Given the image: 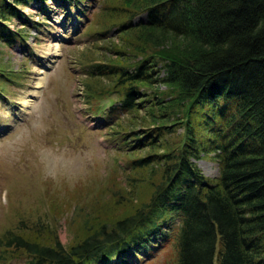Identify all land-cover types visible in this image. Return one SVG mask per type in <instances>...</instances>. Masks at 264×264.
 Returning <instances> with one entry per match:
<instances>
[{
    "label": "trees",
    "instance_id": "trees-1",
    "mask_svg": "<svg viewBox=\"0 0 264 264\" xmlns=\"http://www.w3.org/2000/svg\"><path fill=\"white\" fill-rule=\"evenodd\" d=\"M52 2L68 19L78 21L84 10L81 0ZM120 2L103 4L115 19L96 34L102 39L112 31L113 39L132 47L114 48L117 59L90 63L86 73L112 82L114 97L97 114L111 122V146L130 154L129 172L147 174L133 190L151 182V191L139 203L118 195L106 211L117 213L121 205L112 222L101 217L93 224L86 216L84 236L68 246L7 230L0 236V260L13 251L25 264H138L174 234L175 264H264V0ZM32 3L46 20L51 7L45 0H0L2 44L25 46L27 34L5 21L37 29L39 23L19 9ZM69 8L73 17L66 15ZM140 13L144 19L133 21ZM9 78L1 67L0 81ZM85 89L100 98L106 93L95 84ZM139 111L148 126L115 131L114 121ZM179 126L175 141L164 138ZM202 153L216 162L213 180L194 162ZM34 226L55 230L41 217Z\"/></svg>",
    "mask_w": 264,
    "mask_h": 264
},
{
    "label": "rangeland",
    "instance_id": "rangeland-1",
    "mask_svg": "<svg viewBox=\"0 0 264 264\" xmlns=\"http://www.w3.org/2000/svg\"><path fill=\"white\" fill-rule=\"evenodd\" d=\"M45 2L51 7L46 20L34 3L19 6L30 20L39 23L37 29L22 28L13 19L5 21L11 30L27 34L25 46L0 42V66L13 77L0 81V236L11 230L45 242L56 238L68 246L84 236L86 216L93 224L101 217L102 222H112L121 205L117 213L106 211L118 195L124 200L132 196L133 203H139L151 191V182L140 183L133 190L132 183L147 174L141 170L129 172L125 165L130 154L111 146L115 143L114 137L107 136L111 122L97 114V109L103 111L114 97L108 90L112 82L92 79L86 73L90 63L117 59L112 54L114 48L132 47L113 39L112 31L102 39L96 34L109 24L108 20L115 19L102 10L103 4L115 7L120 0H81L84 10L78 21L65 18L52 0ZM68 11L66 15L73 17L74 9ZM139 19H144L143 13L133 21ZM126 36L131 41L135 37ZM134 41L139 43L138 39ZM156 48L166 49L168 45ZM154 68L159 75L163 73L158 64ZM87 84L102 86L105 96L86 91ZM156 87L160 91L165 86ZM134 114L138 116L123 115L118 125L114 121L115 131L148 126L142 111ZM181 130L179 126L164 138L175 141V134H181ZM194 162L208 179L217 177L211 153L200 154ZM38 217L55 226L54 233L37 231L34 222ZM174 237L172 234L148 260L138 264H175ZM25 262L23 255L13 251L0 260V264Z\"/></svg>",
    "mask_w": 264,
    "mask_h": 264
}]
</instances>
